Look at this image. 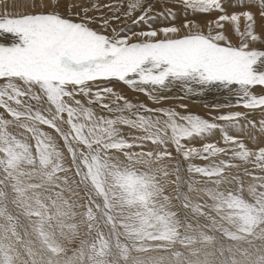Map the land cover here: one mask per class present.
Listing matches in <instances>:
<instances>
[{
	"label": "snow or ice",
	"instance_id": "snow-or-ice-1",
	"mask_svg": "<svg viewBox=\"0 0 264 264\" xmlns=\"http://www.w3.org/2000/svg\"><path fill=\"white\" fill-rule=\"evenodd\" d=\"M180 2L177 24L174 10L128 0L122 15L148 27L124 33L112 28L121 5L3 0L0 37L13 39L0 42V264H264V175L246 166L264 172V146L230 134L256 140L249 115L264 116V50L253 46L264 44V0ZM101 8L112 16L88 15ZM189 11L219 15L201 24ZM117 82L157 104L176 85L219 87L249 111L210 121L149 108L102 87ZM217 130L223 146H189Z\"/></svg>",
	"mask_w": 264,
	"mask_h": 264
},
{
	"label": "rangeland",
	"instance_id": "rangeland-1",
	"mask_svg": "<svg viewBox=\"0 0 264 264\" xmlns=\"http://www.w3.org/2000/svg\"><path fill=\"white\" fill-rule=\"evenodd\" d=\"M80 2L84 3L85 6H88V0H80ZM147 2L152 4L153 11L157 15H159L161 13H164L165 15H167L169 9L174 10L175 12L179 13V15H178V17H177V19L175 21L177 24L181 23L185 19V14L182 11L183 5L181 4L180 0H167V1L166 0H147ZM2 3H3V0H0V5ZM98 3L100 5H121L120 12L117 13V15H120V20L112 22V28H115L117 30V32H120L121 29H124V33H128L129 31L140 32V31L147 30V27H148L147 25H145V24L136 25V24H133V22H132L136 18V16H138L140 14L139 12H137L132 17H126V16L122 15V13L127 10L128 0H98ZM156 8H157V10H156ZM234 10H238V9L229 8V12H232ZM88 15L89 16H97V17H99L101 15H106L108 17H111L112 16V12L109 11L108 8H101L99 11H90L88 13ZM218 15H219L218 12H214L212 14V17L203 16V15H194V14H192L189 11L187 16H186V18L188 20H194V22H199V23L204 24L209 19H211L213 17H218ZM168 22L169 21H167V20H160L155 26L159 27V26H161V24H166ZM241 24H243V21L241 22ZM225 27L227 28L228 32L231 31L232 35L236 38V39L235 38H233V39H235L237 41L238 38H237V36L234 33V27L232 25L227 24V23L225 24ZM241 27L243 28V26H241ZM109 31H111V30H109ZM259 31H260V27H259V22H258L257 32H259ZM0 42H1V39H0ZM256 48L259 49L260 47H256ZM260 49L264 50L263 47L260 48ZM118 83H119V85H118ZM106 86H111V87L114 88V90H120L119 92L122 93L123 95H125L133 103H136V102L137 103H139V102L140 103H144V105L146 104L147 107L150 104L149 108L172 107L173 106L172 108L177 110L178 108L179 109L182 108L181 105H187L188 104L187 105V109L183 108L184 110H190V111H192L191 113L198 114V115H200L201 117H203L205 119H209L210 121L213 120V118L216 117V116H219V115H222V114H227L229 112H235V111L248 112L249 111L248 109H245L244 107H242L243 106L242 104H237L236 102L233 103L234 105L231 104V105H226V106L217 107V108H215V105L213 106L212 104L208 103L209 105L213 106V107L212 106L209 107V105L205 101L207 99L201 98L200 95H198V96H196V95L193 96L192 95L193 96V98H192V96L190 94H182V97L180 96L178 98L175 97V96H171V97H169V99H167L165 101H162L160 104H157V103L153 102L146 94L138 93L137 91H135V90L131 89L130 87L124 85L122 82H117L115 84L112 83V84H109V85H102V87H106ZM254 91L259 93L260 92V88L257 87ZM226 92L230 94L229 91H225L224 93H226ZM195 99L197 101H194ZM201 100H203V102ZM105 101L104 102L107 103L108 99L106 98ZM134 101H136V102H134ZM165 102H166V104H165ZM151 103L154 104L155 106L152 105ZM205 104H206V106H205ZM93 106L96 107V105H93ZM197 110L199 112H197ZM249 119L257 122L256 129L249 128V130H248L249 132H252V133L255 134V136L257 137L256 140H250L248 138L247 133L246 134H240V133H236L233 130L232 132H230V134L240 135L241 138L245 140V142L248 144V146L250 148H254L255 146H257V144H259L261 146H264V134L259 132V121L261 119H264V116H261V114L259 112H256V113L250 114L249 115ZM215 122L223 123V121H215ZM43 127H44L45 131H52V130L48 129L47 126H43ZM16 130L17 129H15V128L13 129V131H16ZM123 133H124V131H123ZM216 133H217V136L219 135L218 134L219 131L217 130L212 136L208 137L206 140L195 139L189 144V146H195L196 145L195 147H200L203 143H206V142H220V145L223 146L222 145L223 141L221 139L220 140L217 139V137H214V135H216ZM52 134L56 135L54 132H52ZM214 138H216V139H214ZM57 139H58V142L60 143L61 147H63V141L60 140L59 137H57ZM135 150L139 151L140 149L137 148ZM145 150H147V148ZM184 161L185 160H181L180 161V163H181L183 168L185 166L187 167V163H188V162H186V161L184 162ZM234 163H238V161H234ZM246 166L249 167V169L251 171H253V173L255 175H264V172H262L258 168H255L254 165H246ZM186 167H185V169H186ZM233 171H235V170H233ZM183 175H184L185 178H187L189 174H187V171L185 170ZM170 177H172V179L175 178L174 174L172 176H170ZM73 178H75V177L73 176ZM197 178H198V176H197ZM245 179H246V182H247L249 178H245ZM170 189L172 190L173 186L170 185L169 187H167V194L169 192L170 195L175 196V192L172 190L171 191L172 193H171ZM185 190H186V188H185ZM246 195H247V193H246ZM173 203L175 205L178 204V202L175 199L173 200ZM176 208H177L178 211H181V209L178 208L177 205H176ZM74 246H76V245L75 244L69 245V247H74Z\"/></svg>",
	"mask_w": 264,
	"mask_h": 264
},
{
	"label": "bare ground",
	"instance_id": "bare-ground-1",
	"mask_svg": "<svg viewBox=\"0 0 264 264\" xmlns=\"http://www.w3.org/2000/svg\"><path fill=\"white\" fill-rule=\"evenodd\" d=\"M167 1V0H166ZM165 2V1H164ZM2 6H3V3L0 5V9H2ZM156 10H157V8H156ZM202 24V23H201ZM241 26H243V24H241ZM229 30V29H228ZM227 35H229V36H231L232 37V39L233 38H235L233 35H232V33H231V31H227V33H226ZM0 39H1V42H10L12 39H13V37H11V35L10 34H5L3 37H0ZM236 39V38H235ZM235 39H233V41L235 40ZM236 41V40H235ZM253 46H255V47H260V48H264V44H261L259 41H257V42H253ZM259 48V49H260ZM115 84V83H114ZM118 85H119V83H118ZM120 87V86H119ZM129 87V86H128ZM193 87H197V86H193ZM128 89V88H127ZM132 89V88H131ZM130 89V90H131ZM134 90V89H133ZM116 91H120V90H116ZM126 91V90H125ZM226 90L225 89H223V88H219V87H211V88H206L203 92H193V93H188L186 90H184L183 89V87L182 86H180V85H176V86H174L170 91H168V92H166V93H163L164 95H166V96H168V97H171V96H175V97H182V94H190L191 96L193 95V96H198V95H200L201 96V98H204V99H207V100H205L206 102H207V104L209 103V104H212L213 106L215 105V108H217L216 107V105H222V106H226V105H231V104H233V103H235L236 101H235V99H234V96H233V94L232 93H224ZM257 91V90H256ZM193 96H192V98H193ZM173 98V97H172ZM174 99V98H173ZM136 100V99H135ZM194 101H197L196 99L194 100ZM202 102H203V100H201ZM204 101V102H205ZM211 101V102H210ZM106 102V101H105ZM134 102H136V101H134ZM170 102V101H169ZM137 103V102H136ZM140 103V102H139ZM177 103V102H176ZM188 103V102H187ZM192 103V102H191ZM144 104V103H143ZM152 104V103H151ZM165 104H166V102H165ZM168 104V103H167ZM172 104V103H171ZM208 104V105H209ZM146 105V104H145ZM152 105H154V104H152ZM176 105V104H175ZM188 105V104H187ZM212 105H209V107L210 106H212ZM234 105V104H233ZM147 106V105H146ZM150 106V104L148 105V107ZM155 106V105H154ZM166 106V105H165ZM170 106V105H169ZM205 106H206V104H205ZM212 106V107H213ZM94 108H95V110L97 111V113L98 114H100V115H105V116H108V115H112V114H110V113H108V112H106L104 109H102L101 107H99L98 105H96V107L95 106H93ZM153 107V106H152ZM173 107V106H172ZM204 107V106H203ZM243 107V106H242ZM211 109V108H210ZM2 111H4L2 108H0V112H2ZM177 111H179V112H181L182 114H184L186 111L187 112H192V111H190V110H184L183 108H181V109H177ZM197 112H199L198 110H197ZM194 114V113H193ZM121 128H122V131H124V134L125 135H128L129 133H131V134H133V135H139L140 133L137 131V130H135V129H130L128 126H124V125H121L120 126ZM219 135L217 136V133H216V135H214V137H217V139H221L222 140V138H221V134H220V132L218 133ZM214 139H216V138H214ZM220 143V142H219ZM222 143V142H221ZM223 145V144H222ZM196 146V145H195ZM178 159H180V161L181 160H183V158L181 157V158H178ZM217 159H219V158H217ZM192 161H193V163H196V164H200V165H202V164H205V163H207V161H204V160H202V159H200V158H198V157H194L193 159H192ZM185 162V161H184ZM187 162V161H186ZM173 164H174V162H173ZM182 166V165H181ZM186 167V166H185ZM184 167V168H185ZM186 170V169H185ZM188 174V173H187ZM187 176V175H186ZM171 179H172V177H170ZM198 180L199 179H201V177H199L198 176V178H197ZM170 186V185H169ZM168 186V187H169ZM173 190V189H172ZM171 189H170V192L172 191ZM172 193V192H171ZM168 194H169V192H168ZM178 202V201H177ZM177 205V207L179 208V203L178 204H176ZM182 211V210H181ZM203 217H201V222H203ZM189 221L190 222H192L193 224H195L196 223V221L195 220H192V218H191V216H189ZM179 247V246H178Z\"/></svg>",
	"mask_w": 264,
	"mask_h": 264
}]
</instances>
